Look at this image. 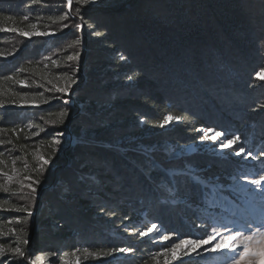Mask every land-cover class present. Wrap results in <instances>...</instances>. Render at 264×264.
<instances>
[{
  "label": "trees",
  "instance_id": "trees-1",
  "mask_svg": "<svg viewBox=\"0 0 264 264\" xmlns=\"http://www.w3.org/2000/svg\"><path fill=\"white\" fill-rule=\"evenodd\" d=\"M9 19L18 25L36 22L44 30H53L54 37H26L16 28L0 32L1 53L9 55L7 59L0 58L3 62L0 78L33 62H41L44 54L54 52V48H59L55 56L61 58V64L66 63L69 55H80L83 71L78 73L80 81L72 85L70 96L59 92L57 97L62 98L53 100L55 95L49 94L53 102H42L34 108L14 102L0 106V128L11 130L23 127L27 121L33 122L41 131L39 142L50 150L47 139L55 137V133L69 129L76 137V142L62 153L52 151L54 156L47 157L49 163L41 170L32 167V174L44 186L43 195L34 198V211L30 216L26 212L16 213L21 218L16 239L24 240L21 230L33 220L32 235L35 223L43 230V234H35L33 242L41 249L46 235L54 237L59 233L70 235L68 242L88 239L101 246L104 244L100 242L111 243L116 235L111 225L100 221V215L110 214L111 224L115 225L119 216L133 215L135 208L140 213L147 206L151 217H162L166 213L165 216H171V222L173 208L185 212L179 218L185 226L192 224L189 221L192 216L224 221L225 215L212 218L199 211L198 207L207 205L206 186L191 180L187 188L182 189L177 185L180 177L177 173H173L176 175L171 179L175 177L176 184H173L179 193L166 192L167 202L160 210L151 207L159 202L157 197L146 204V198L136 193L145 188L151 192L150 188L166 176L162 168H180L181 159L171 158L160 150H140L128 144L127 139L120 144L113 142L115 138L139 136L141 132L149 134L143 137L148 143L163 144L166 138H171L174 145L195 142L200 137V128L207 121L214 122L212 110L217 109L226 119H220L226 129L243 136L244 147L256 156L255 166L242 165L235 160L227 163L228 174H264V96L260 95L264 94V80L257 77L264 72V0H112L98 4L72 0L71 5L68 0H0V24H8ZM212 72L224 84L220 85L221 91L211 93L214 109L205 105L200 110L178 99L177 89L192 88L204 82ZM17 88L21 89L18 85ZM224 93L228 99L222 97L217 102L216 97ZM241 93L253 94L255 101L248 102L247 108L243 104V110L239 105L222 108L230 99L242 103ZM73 96L77 98L76 103L71 99ZM65 99L69 101L66 105L61 102ZM85 100L91 104L82 108L80 103ZM62 112L67 114L61 116ZM169 115L179 119L165 123ZM250 116L255 122L246 127ZM136 119L143 120L142 128L129 124ZM84 129L90 132L82 135ZM201 159L203 157L191 160V166L202 170L199 176L219 183L217 178H222V171L219 174L222 166L211 162L215 159L213 155ZM153 160H158V165L152 167ZM139 167L146 169L149 175L132 182L130 173L138 171ZM261 187L264 191V185ZM227 194L257 221L259 209L254 202L234 190ZM60 205L69 206L70 215L58 214L55 209ZM223 208L234 210V205L224 203ZM9 213L12 212H0V218L8 217ZM53 219L60 225L51 226ZM134 239L126 237L125 241L134 242ZM136 264L142 262L136 261Z\"/></svg>",
  "mask_w": 264,
  "mask_h": 264
},
{
  "label": "rangeland",
  "instance_id": "rangeland-1",
  "mask_svg": "<svg viewBox=\"0 0 264 264\" xmlns=\"http://www.w3.org/2000/svg\"><path fill=\"white\" fill-rule=\"evenodd\" d=\"M109 1L112 0H88L91 4L106 3ZM7 22L8 24H0V32L16 28L21 33L27 32L30 34L26 37L34 36L36 35L35 33H44L42 36L48 37L49 39H53L54 37L53 30H44V28L36 22H21L19 25L10 19ZM83 26L84 25H81V28H83ZM58 49L59 48H54V52L48 55L45 53L42 59H40L42 60L41 62H33L9 74L7 77L0 78V106L4 105V102H14L19 106L30 108L38 107L42 102L50 104L53 102V98L50 95H55V99L53 100L62 98L57 97V93H59L57 89L64 87L66 83L68 84V90L66 93L61 94L66 96L72 95V85L80 81V76L78 75V73L82 71V64L79 62L80 55H69L72 59L69 60L68 56L66 63L64 62V64H61L63 63L61 58L55 56ZM8 56L9 55L6 53L2 54L0 50L1 59H7L9 58ZM0 63L3 62L0 60ZM69 77H71V80L68 79ZM257 77H259L260 80H264V72L259 73ZM221 81L222 80H219V77L212 72L211 76L205 79L204 82L202 80L196 85L191 86L192 88L177 89L178 92L176 93L179 97L177 98H181L188 102L190 107L198 106L200 110L207 105H209L211 109H214L211 106V102L214 101L211 97V93H218L223 89L221 86L224 84H222ZM17 85L21 89L17 88ZM235 90L236 89L233 91ZM237 94L238 96L240 95L239 93ZM241 94V96L244 97L242 98V103L240 100L234 102L230 99L227 103L221 104L222 108L225 109L228 105H239L241 110H243V104L244 107L247 108L248 102L255 101V96L253 94ZM234 95L237 97L236 93ZM260 95L261 97L264 96L263 93ZM222 97L228 99L229 96L224 93L220 97H216L217 102L222 99ZM48 99H50V101H48ZM71 99L74 103L77 102L76 96L71 97ZM90 104V101L87 100L82 104L80 103L82 108H84L85 105L90 106ZM211 116L214 122L207 121V124L200 128V137L195 142L174 145L170 141L171 138H166L163 144L161 142L148 143L143 141V137L149 135L147 132H141L139 136L128 135L122 138H115L113 142L120 144L124 139H127L128 144L138 146L140 150L143 149L156 152L160 150L167 152V155L171 158L179 157L181 159L183 166L180 168H162L166 171V176H162L161 179L158 180L157 185L150 188L151 192H148L145 188L143 191L136 193L140 195V198H146V204H149L150 200L152 201L157 197L159 202H154L151 207L160 210V206L162 207L163 204L167 202V198H165L166 192L169 194L173 191L179 193L177 191V186L175 185L174 187L173 184H176V180L173 182L175 177L171 179L172 175H176L173 173H177L180 174V177L177 179V185H180L182 189L187 188V183H190L191 180L200 181L206 186L207 190L205 191L204 199L207 205H204L205 207L203 205L198 207L199 211L208 213L212 218H214L213 216L225 215V220L214 222L209 219L202 220L193 218L192 216L189 218L192 224L189 223V225L185 226L179 220L180 217L185 215V212H179V210L173 208L171 215L174 216V220L171 222V216L169 214L165 216L166 213L165 215L162 214V217L161 215L159 217H151V210L150 212L147 210L148 206L142 208L140 213H138L135 208V210L132 211L133 215L119 216L116 222L117 224L115 225L111 224L112 220L110 219V214L108 216L104 214L100 216L95 214L94 216L100 217V221L104 220L103 224L111 225L116 235V237L113 236V239L110 240L112 241L111 243L109 241V243L100 242L104 244L101 246L95 245V243H93L94 241L88 239L81 241V239L78 238L77 240H73V242H68L67 239L70 235L67 236L59 233L54 237L46 235V238L43 239L44 248L41 249L35 246L33 242L36 240L35 234L41 232L43 234V230L39 223L34 222L36 230L32 235L30 230H32L33 220H29L27 222L28 225L26 224L24 226L25 229L21 230L25 234L24 240L16 239L18 230L20 229L17 223L21 220V218L16 216L19 215L16 213L20 212L16 209L24 207L32 213L34 211V209H32V207H34L33 203L36 201L34 198L37 195H43L42 191L44 186L40 182L39 184L35 183L38 179L32 174V167H36L38 171L39 169L41 170L42 166H44L40 159L41 157L45 159L49 156L53 157L54 152L52 151L62 153L65 148L76 142V137L74 132L69 129L62 131V136H55L52 139H47L48 145L52 147L50 150L46 145L39 142L41 131L33 122L27 121L23 127L12 128L11 130L0 128V212L11 211L14 213H9L8 217L0 218V264H76L77 260L79 264H136V261H141L142 264H235V262L239 260V253L244 250L245 243L248 244V247L253 252L264 250V191L261 186L257 187L250 183L251 180L259 179L261 176H264V174H239L236 172L228 174L229 164L227 163L235 160V162L242 165L247 164L249 166H255L257 163L255 162L256 156L248 148L244 147L243 136L226 129L225 125H222L225 123L220 119H223V121L226 119L222 117L217 109L212 110ZM262 119L264 120V118ZM247 122L246 127L254 124L255 119L250 116ZM129 124L137 125L142 128L143 120L136 119ZM88 132L90 131L84 129V131H81V134L86 135ZM217 132L221 135L216 141H212L210 139L211 135ZM237 136L239 140L231 147H221V141L234 139ZM56 139H59L61 142L59 144L55 143L54 141ZM11 144H13V147ZM241 148L244 149L243 153H241V155H236V152ZM148 154L152 153H147V155ZM206 155H213L215 159H211V162L222 166L221 170H219V174L220 171L224 174L221 172L220 175L222 178H217L219 183L212 182L208 177L204 178L199 176L202 170L194 166L192 167L190 164L191 160L200 159L202 157L203 159L201 160H205ZM156 165H158V160H153L152 167ZM224 171H226V173ZM5 173L12 176L11 181L8 180V176H6ZM148 175L149 172L146 169L139 167L138 171L132 172V174L130 173L129 180L131 179L132 182L141 181L144 176ZM25 177H31V181L25 179ZM118 178L121 179L122 177L118 176ZM28 183H32L37 191L32 192L31 189L26 186ZM230 190H234L236 193L249 199L250 202H254L255 206L259 209L257 211L258 214H256V222H254L248 211L245 210L242 205L227 194V191ZM140 198L139 200H141ZM176 202L175 200L174 204L178 206ZM224 203L233 204L234 210L226 211L223 208ZM90 207L92 206H89V208ZM68 209L69 206L68 208H66V206L64 208L63 205H60V207L55 210L58 214L62 213L68 215ZM101 217H103V219ZM153 224L156 225L155 229H152ZM50 225L58 226L60 223L53 219L50 221ZM82 226L87 227L86 224ZM103 228L104 226H101V229ZM189 229H192V231ZM258 229L259 231H257ZM88 231L90 233L93 232L91 229H88ZM100 231L101 230H99V232ZM141 232L147 234L141 235ZM44 233H47V230H44ZM237 233H239V235H236ZM131 236L135 237L133 240L134 242L131 240H127L126 242L125 238ZM231 236H236L234 245L238 247H235V250H233L232 247L214 250V245L222 238ZM249 236L252 237L250 241L246 239ZM165 237H167V239H165ZM210 237H215V239L212 240L211 243L198 247L195 251L189 252L188 254H182V249H177L176 255L179 256V259H173L170 249L174 243H179L183 239L204 240ZM25 241H27V243H25ZM17 247L21 249L23 253L22 256L11 251V249ZM189 247V245H184L183 249H188ZM120 249L124 251H120ZM140 257L146 258H142L141 260ZM258 260V256H249L245 261H241V264H258Z\"/></svg>",
  "mask_w": 264,
  "mask_h": 264
},
{
  "label": "snow or ice",
  "instance_id": "snow-or-ice-1",
  "mask_svg": "<svg viewBox=\"0 0 264 264\" xmlns=\"http://www.w3.org/2000/svg\"><path fill=\"white\" fill-rule=\"evenodd\" d=\"M88 0H85V3H87ZM68 4L71 5L72 4V0H68ZM79 27V26H78ZM22 35L24 36H29L30 34L27 33V32H24V33H21ZM36 35H44V33H35ZM77 43H79V41H77ZM72 57L69 56V60H71ZM69 80H71V77L68 78ZM68 90V84L66 83L64 87H61V88H58L57 91L58 92H61V93H66ZM63 104H68L69 101L68 100H62L61 101ZM67 113H64L62 112L61 113V116H64L66 115ZM174 119L178 120L179 118L178 117H173L171 115L167 116L166 120H165V123H168V122H171L173 121ZM163 126V125H162ZM56 136H62L63 133L62 132H58V133H55ZM221 134L220 133H215L214 135H211L210 139L212 141H216L217 138L220 136ZM237 140H239V137H235L234 139H228V140H224V141H221V147L222 148H229L231 147ZM55 143L59 144L61 141L59 139H56L54 141ZM244 149L241 148L239 151L236 152V155H241V153H243ZM250 155V154H249ZM41 161H42V164L44 165H47L49 163V161L43 157L40 158ZM6 176H8V180L11 181L12 179V176L11 175H8L7 173H5ZM25 179L31 181V177H25ZM36 184H39V181H35ZM250 183L252 185H255L257 187L261 186V185H264V176H261L259 179H253L250 181ZM28 188L31 189L32 192H36L37 189L35 187H33V184L32 183H28L26 185ZM17 211H20V212H26L29 216L31 215V212L28 211L27 208H24V207H21V208H18L16 209ZM156 228V225L153 224L152 225V229H155ZM259 231V229L257 230ZM141 235H146L147 233L145 232H141L140 233ZM236 235H239V233H237ZM165 239H167V237H165ZM215 237H210L209 239H204V240H195V239H183L181 240L179 243H174L172 248L170 249V252L172 253L173 255V259H179V256L176 255V250L177 249H182V254H188L189 252H193L195 251L198 247H202L203 245H207L209 243L212 242V240H214ZM236 239V236H231V237H228V238H222L218 243H216L214 245V250L215 249H220V248H224V247H232L233 250H235V247H238L237 245H234V241ZM248 241H250L252 239L251 236L247 237L246 238ZM25 243H27V241H25ZM184 245H189L190 247L188 249H183V246ZM11 251L13 253H16L18 255H23V253L21 252V249L20 248H13L11 249ZM120 251H124L123 249H120ZM249 256H258L259 257V260H258V264H264V250H261L259 252H253L249 247H248V244L245 243L244 244V250L243 252L239 253V260H237L235 262V264H241V261H245L247 259V257ZM76 264H79V261L77 260Z\"/></svg>",
  "mask_w": 264,
  "mask_h": 264
}]
</instances>
